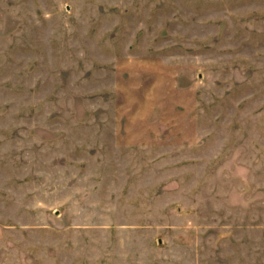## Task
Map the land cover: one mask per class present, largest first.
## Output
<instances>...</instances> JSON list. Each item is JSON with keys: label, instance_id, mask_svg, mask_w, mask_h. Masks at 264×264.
I'll return each instance as SVG.
<instances>
[{"label": "rangeland", "instance_id": "1", "mask_svg": "<svg viewBox=\"0 0 264 264\" xmlns=\"http://www.w3.org/2000/svg\"><path fill=\"white\" fill-rule=\"evenodd\" d=\"M0 264H264V0H0Z\"/></svg>", "mask_w": 264, "mask_h": 264}]
</instances>
